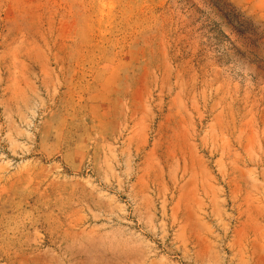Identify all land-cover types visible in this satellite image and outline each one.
I'll list each match as a JSON object with an SVG mask.
<instances>
[{
  "label": "rangeland",
  "instance_id": "rangeland-1",
  "mask_svg": "<svg viewBox=\"0 0 264 264\" xmlns=\"http://www.w3.org/2000/svg\"><path fill=\"white\" fill-rule=\"evenodd\" d=\"M0 264H264V0H0Z\"/></svg>",
  "mask_w": 264,
  "mask_h": 264
}]
</instances>
